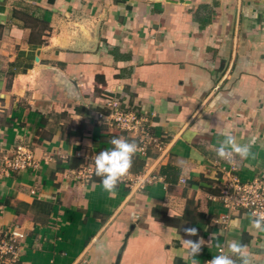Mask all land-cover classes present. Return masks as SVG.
<instances>
[{"label":"crops","instance_id":"0c3cea01","mask_svg":"<svg viewBox=\"0 0 264 264\" xmlns=\"http://www.w3.org/2000/svg\"><path fill=\"white\" fill-rule=\"evenodd\" d=\"M110 101L146 114L168 150L132 159L154 178L115 195L72 175L113 138L136 143L104 121ZM228 135L249 145L232 154L241 179L264 176V0H0V157L23 145L37 164L0 177L18 264H206L232 240L264 264L253 218L224 223L212 200ZM200 238L193 258L183 239Z\"/></svg>","mask_w":264,"mask_h":264},{"label":"built area","instance_id":"2783aa9c","mask_svg":"<svg viewBox=\"0 0 264 264\" xmlns=\"http://www.w3.org/2000/svg\"><path fill=\"white\" fill-rule=\"evenodd\" d=\"M106 105L110 113L104 117V121L110 126H116L128 132L140 147V151L132 159L146 158L151 148L156 149L159 154H163V157L167 155L166 143L163 138L155 135L153 123L150 122L146 114L139 110L126 111L121 108L119 101H110ZM95 156L88 158L87 163L72 175L78 180L94 178ZM224 160L226 163L221 166L222 192L218 197L212 198V200H217L227 211L220 219L225 223L232 214L237 212L247 213L255 219L264 213V176L243 181L239 176V167L232 161V156ZM36 166L32 151L26 146L17 145L12 154L5 153L0 157V177L34 169ZM153 176V173L149 171L142 176H133L129 171L118 185H131V187L140 189L151 178H154ZM182 182L185 183L186 180L183 179ZM24 238V233L18 227L6 231L0 230V264H18L20 262L21 247L18 242ZM218 252L224 253V249L220 248Z\"/></svg>","mask_w":264,"mask_h":264},{"label":"clouds","instance_id":"9594fccd","mask_svg":"<svg viewBox=\"0 0 264 264\" xmlns=\"http://www.w3.org/2000/svg\"><path fill=\"white\" fill-rule=\"evenodd\" d=\"M112 148L101 151L94 158L95 175L101 178L103 190L110 195L116 194L119 181L128 174L132 166L133 156L140 151L135 142H129L123 137L113 138L110 141ZM233 153L242 158L249 155V145H239L233 136L228 135L216 149V155L221 159H227ZM250 227L256 231L264 232V213L250 220ZM186 236H197L196 228H185ZM188 247V255L196 257L203 246V239H183ZM230 255L223 254L212 257L207 264H252L250 257L246 254L247 246L238 240L229 241L227 244ZM235 257V259H233ZM193 264L195 262L193 261Z\"/></svg>","mask_w":264,"mask_h":264},{"label":"water","instance_id":"95a60500","mask_svg":"<svg viewBox=\"0 0 264 264\" xmlns=\"http://www.w3.org/2000/svg\"><path fill=\"white\" fill-rule=\"evenodd\" d=\"M167 152H168V150L166 151V153H167ZM166 153H165V154H166ZM136 190H137V189H136Z\"/></svg>","mask_w":264,"mask_h":264},{"label":"rangeland","instance_id":"374dc122","mask_svg":"<svg viewBox=\"0 0 264 264\" xmlns=\"http://www.w3.org/2000/svg\"><path fill=\"white\" fill-rule=\"evenodd\" d=\"M167 149V148H166Z\"/></svg>","mask_w":264,"mask_h":264}]
</instances>
